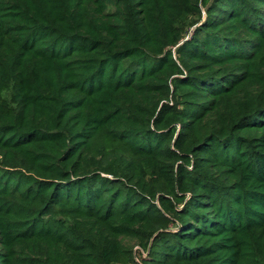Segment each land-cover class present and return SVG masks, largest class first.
<instances>
[{
	"label": "trees",
	"instance_id": "trees-1",
	"mask_svg": "<svg viewBox=\"0 0 264 264\" xmlns=\"http://www.w3.org/2000/svg\"><path fill=\"white\" fill-rule=\"evenodd\" d=\"M132 263L264 264V0H0V264Z\"/></svg>",
	"mask_w": 264,
	"mask_h": 264
},
{
	"label": "rangeland",
	"instance_id": "rangeland-1",
	"mask_svg": "<svg viewBox=\"0 0 264 264\" xmlns=\"http://www.w3.org/2000/svg\"><path fill=\"white\" fill-rule=\"evenodd\" d=\"M123 242L126 245L133 247V249L136 251V256L139 257L140 255L139 251L141 250H140L139 244L136 242L135 239L123 237ZM132 264H135V263H132Z\"/></svg>",
	"mask_w": 264,
	"mask_h": 264
}]
</instances>
